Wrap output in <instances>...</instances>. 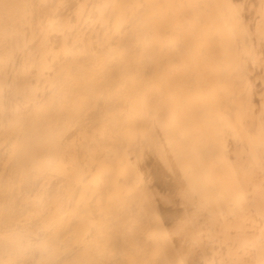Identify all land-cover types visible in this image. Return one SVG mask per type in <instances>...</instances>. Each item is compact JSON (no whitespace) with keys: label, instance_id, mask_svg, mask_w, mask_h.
I'll list each match as a JSON object with an SVG mask.
<instances>
[{"label":"bare ground","instance_id":"1","mask_svg":"<svg viewBox=\"0 0 264 264\" xmlns=\"http://www.w3.org/2000/svg\"><path fill=\"white\" fill-rule=\"evenodd\" d=\"M0 264H264V0H0Z\"/></svg>","mask_w":264,"mask_h":264}]
</instances>
